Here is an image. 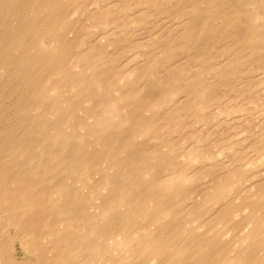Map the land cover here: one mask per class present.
Instances as JSON below:
<instances>
[{
	"label": "bare ground",
	"instance_id": "1",
	"mask_svg": "<svg viewBox=\"0 0 264 264\" xmlns=\"http://www.w3.org/2000/svg\"><path fill=\"white\" fill-rule=\"evenodd\" d=\"M0 264H264V0H0Z\"/></svg>",
	"mask_w": 264,
	"mask_h": 264
},
{
	"label": "rangeland",
	"instance_id": "2",
	"mask_svg": "<svg viewBox=\"0 0 264 264\" xmlns=\"http://www.w3.org/2000/svg\"><path fill=\"white\" fill-rule=\"evenodd\" d=\"M19 257H21V255H19Z\"/></svg>",
	"mask_w": 264,
	"mask_h": 264
}]
</instances>
